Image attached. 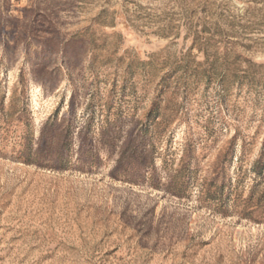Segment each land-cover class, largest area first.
Wrapping results in <instances>:
<instances>
[{
	"label": "rangeland",
	"instance_id": "374dc122",
	"mask_svg": "<svg viewBox=\"0 0 264 264\" xmlns=\"http://www.w3.org/2000/svg\"><path fill=\"white\" fill-rule=\"evenodd\" d=\"M0 264H264V0H0Z\"/></svg>",
	"mask_w": 264,
	"mask_h": 264
}]
</instances>
